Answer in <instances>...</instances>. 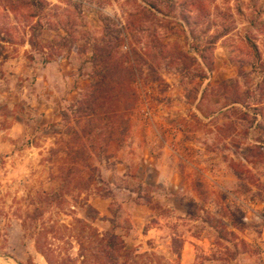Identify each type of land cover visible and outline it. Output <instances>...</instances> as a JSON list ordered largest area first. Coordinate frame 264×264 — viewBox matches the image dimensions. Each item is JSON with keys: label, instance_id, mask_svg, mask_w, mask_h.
<instances>
[{"label": "rangeland", "instance_id": "rangeland-1", "mask_svg": "<svg viewBox=\"0 0 264 264\" xmlns=\"http://www.w3.org/2000/svg\"><path fill=\"white\" fill-rule=\"evenodd\" d=\"M0 264H264V0H0Z\"/></svg>", "mask_w": 264, "mask_h": 264}, {"label": "trees", "instance_id": "trees-1", "mask_svg": "<svg viewBox=\"0 0 264 264\" xmlns=\"http://www.w3.org/2000/svg\"><path fill=\"white\" fill-rule=\"evenodd\" d=\"M12 6H13V4H12ZM14 7V6H13ZM104 54H103V57H101L99 60L103 63V68H105V69H108L109 70V72L111 71V67H112V65L113 64H115L116 65V62H118V61H116V57H117V55H116V53H117V51H116V49H115V47L114 46H112L111 44H110V41L107 43V45L104 47ZM118 65V64H117ZM106 77L107 76H105L104 77V75H102V80H100V81H94V85L96 86V87H99L100 85H103V84H105V80H106ZM130 91V90H129ZM130 94H132L133 95V91H130ZM118 131H119V129H117V127L115 128V130H114V134H117L118 133ZM113 237H115V238H117L115 235H113ZM37 241H38V243H39V239L37 238ZM39 247V246H38ZM41 247V246H40ZM114 248V247H113Z\"/></svg>", "mask_w": 264, "mask_h": 264}]
</instances>
